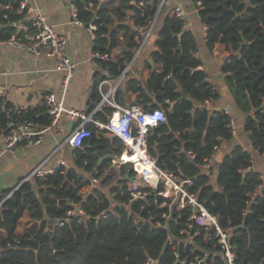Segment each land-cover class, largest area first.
Returning a JSON list of instances; mask_svg holds the SVG:
<instances>
[{"label":"trees","instance_id":"obj_1","mask_svg":"<svg viewBox=\"0 0 264 264\" xmlns=\"http://www.w3.org/2000/svg\"><path fill=\"white\" fill-rule=\"evenodd\" d=\"M19 2L0 0V43L17 33L14 24L25 20L26 9L18 12ZM159 2L74 1L77 20L85 27L96 25L93 52L109 57L95 61L99 62L102 74H98L90 90L88 113L101 103L99 83L119 78L125 64L132 60L141 30L155 18ZM192 2L194 6L200 3L196 13L206 27V49L212 51L218 43L229 53L221 72L232 95L233 108L244 115L241 129L252 133L247 147L234 146L218 164L214 166L212 161L208 174L202 170L204 160L211 155L213 158L214 148L231 142L233 136L227 128L226 115L204 105L217 100L218 90L199 69L202 61L196 55L194 36L185 28L184 20L171 15L166 7L160 10L154 24L160 23L156 49L151 54L154 68L145 62L151 69L147 80L140 83L135 78L128 79L127 91L144 110L160 108L166 115L165 122L154 128L147 139L148 153L156 165L178 180H193L188 192H194L209 213L219 216L222 229L230 230L235 264H264V192L256 194L263 181L259 172L249 171L252 151L264 160V0ZM129 20L132 26L128 25ZM25 23L27 26L29 21ZM116 48L122 56L110 61ZM180 90L185 99H181ZM151 95L161 100L159 105L151 103ZM114 99H123L120 89L115 90ZM112 113L111 107L101 106L93 120L105 124ZM20 118L41 126L49 124V117L40 108L24 112ZM6 123V116L0 112V136L6 132ZM86 127L90 136L74 150L73 167L59 169L43 182L26 181L14 192V187L0 192V264H144L146 259L154 264H179L166 240L169 234L178 236L189 215L187 210L180 216L174 213L163 229L148 228L154 219H160V210L150 199L131 203L129 211L116 208L114 216L104 220L87 223L85 217L75 214L69 225H52L73 205L93 218L107 209V197L113 193V200L127 202L126 181L108 169V159L99 161L101 151L121 148V142L93 123ZM74 167L82 173L96 169L99 188L82 197L80 190L86 182ZM128 169L127 166L122 170ZM214 173L215 183H211ZM43 190L49 192L47 197L42 195ZM134 212L144 223L139 232L129 218V213ZM25 217L28 226L19 233L18 227ZM200 231L201 236L195 239L197 255L214 250V241H204L205 233L202 228ZM179 252L181 259L196 256L189 248L180 247ZM202 264L224 262L217 256H208Z\"/></svg>","mask_w":264,"mask_h":264},{"label":"built area","instance_id":"obj_2","mask_svg":"<svg viewBox=\"0 0 264 264\" xmlns=\"http://www.w3.org/2000/svg\"><path fill=\"white\" fill-rule=\"evenodd\" d=\"M65 3L71 9V17L73 21L78 25L84 27L94 39V32L97 30L96 25L89 24L86 27L76 18V9L74 7L75 0H64ZM166 0H160L155 18L149 22L145 32L141 35V39L138 41L137 48L134 52V58L139 54L143 44L147 41L150 33L155 27L156 18L160 10L164 7ZM142 5V2L139 3ZM200 5L196 3L195 10ZM26 9V14L29 12V6L27 0H20L18 12H22ZM171 15L184 20V11L181 7H172L169 11ZM27 20H25L26 22ZM29 21L23 23L18 28L17 33L13 34L4 42L0 44H7L9 46L20 49L26 53L33 55L34 57H47L53 61V68L55 71H61L64 73L62 85L63 94L65 87L69 81V78L73 76L76 71L77 63L73 61L68 53V45L66 39L58 34L54 27L47 22L46 17L42 13H37ZM185 24V21H184ZM186 28V24H185ZM203 29L206 27L203 25ZM92 58L96 60H108V55H100L98 53H92ZM143 68V65L140 66ZM127 66L121 76L115 81V85L109 90V94H112L119 84L123 75L128 71ZM209 82V81H208ZM103 83H109L108 80L101 81L99 83V90H101ZM210 83V82H209ZM215 89V87L213 88ZM7 103L10 107H7ZM103 103V97L100 105L92 112L88 113L87 109L74 110L64 107L62 100L57 99L53 92H39L37 93L36 101L28 105L13 106L9 101V93L5 87L0 88V112L7 118L6 132L1 135V149L0 156L3 154H13L19 145L38 146L42 144L45 136L53 135V139L58 142L60 137L63 140L59 141V145L66 144L71 149H77L81 147L84 139L90 136V131L86 125L93 123L96 128L105 130L110 136L117 138L121 142V148L113 150L101 151V159H108L110 161V168L115 172L117 169V175L121 176L127 183V202H120L119 200H113V193L108 198V207L93 218H89L85 215L82 208L73 205L71 210H68L66 214L59 219H54L52 225L54 227H63L69 225L72 222L75 214L85 217L87 223L93 221L104 220L114 216L113 210L116 208L129 211L130 204L139 201H146L150 199L151 204L160 210V219L153 220L152 224L148 226L149 229L166 227V223L172 219L174 213L178 216L181 215L183 210H187L189 215L185 218V224L178 232V236H167V245L171 248L174 261L179 264H202L206 257L217 256L224 264H235L234 253L229 244V238L231 237L230 230H224L219 224V216L211 214L207 211L204 205L198 201L194 192H188L187 188L193 183V180L188 178L184 180L176 179L171 173H168L160 169L155 162V159L149 155L147 148V139L149 133L156 128L159 124L165 122L166 115L160 108H154L152 110H144L142 106L135 103L130 104L127 107H119L112 104L113 113L109 116L107 123L102 124L93 120V114ZM210 101L205 102V107ZM40 108L44 110V113L49 117V124L39 125L34 121L21 119L22 113L29 110ZM213 111L226 115L227 128L233 137L237 135L239 127L242 122H238L235 116L231 113L227 107H216ZM66 116L72 123V128L69 133H64V129L61 125V117ZM219 148L215 147L213 154L218 151ZM190 159L194 156L189 153ZM74 159V154H73ZM213 158L208 157L204 160L201 168L206 174L209 173ZM128 166V172L123 171L122 167ZM72 166V163L61 160L56 165L51 167H45L43 164H39L35 167L22 181H45L47 177L54 174L59 169H68ZM253 169L252 167L249 168ZM74 170L79 174L86 184H90L93 189H98L100 185V179L96 176L97 170H93L91 173H82L79 169L74 167ZM254 171V169H253ZM264 176L261 174L260 179L263 181ZM263 185V184H262ZM259 186L256 189V194H261L263 186ZM141 210L144 209L142 205ZM130 221L135 227V231L139 232L143 226L142 219L136 212L129 213ZM201 228L205 235H203L204 241L212 239L214 241V250L212 252H204L203 255L195 254L197 249L195 245V239L201 236ZM189 248L192 254H195L191 259H181L179 248ZM144 264H154L151 259H146Z\"/></svg>","mask_w":264,"mask_h":264},{"label":"crops","instance_id":"obj_3","mask_svg":"<svg viewBox=\"0 0 264 264\" xmlns=\"http://www.w3.org/2000/svg\"><path fill=\"white\" fill-rule=\"evenodd\" d=\"M29 12L25 16V20H30L37 13H42L47 22L52 25L55 31L62 35L68 45V53L70 58L77 63L76 71L66 85L63 94V77L64 73L55 71L53 68V61L47 57H34L20 49L9 46L7 44H0V88L5 87L9 93V101L13 106L28 105L36 101L37 93L39 92H53L57 99H61L65 108L74 110L88 111L89 94L92 85L102 74L99 68V62H95L92 58L93 40L87 30L78 26L71 17V9L64 0H27ZM179 6L184 11V21L186 29L194 36L197 43V57L202 61L200 70L207 75V81L216 87L218 90V98L214 102H210L207 108L214 109L216 107H227L235 116L237 121L243 122L244 115L233 108V100L230 90L225 82L224 75L221 68L225 63L229 53L226 52L223 46L216 43L212 51H208L205 46V29L199 20L195 6L192 0H166L164 7L169 11L172 7ZM24 20V21H25ZM25 23V22H23ZM23 23H16L14 26L20 28ZM128 25L132 26L131 20ZM160 23L153 28L154 37L143 44L139 54L129 63L125 64V68L129 66L128 71L123 75V78L116 86L123 93L121 102H116L114 99V92L109 94V90L115 85V80H108L109 83H103L101 88V97L103 103L101 106L112 107L115 104L119 107H127L133 104L135 96L127 91V80L137 79L140 83H145L150 70L145 66V62L150 64L151 54L156 49L155 42L158 36ZM146 30V29H145ZM145 30H141L142 35ZM149 41V42H148ZM122 54L116 48L110 55V61L120 58ZM152 63V62H151ZM143 65V68L140 66ZM152 69L153 63L150 64ZM124 68V69H125ZM157 70V67H155ZM152 104H160V99L155 95H151ZM102 101V100H101ZM100 106V107H101ZM61 125L64 133H69L72 128V123L66 116L61 117ZM252 136L251 132H244L239 127L237 135L233 137L231 142L224 143L213 156V164L216 165L221 160L223 155L236 146L247 147L248 139ZM63 140L60 137L59 141ZM58 141V142H59ZM53 139V135L44 137L42 144L38 146L19 145L13 154H3L0 156V192L15 188L23 179L39 164L45 167L56 165L61 160L68 162L73 161L74 149L68 145H59ZM1 149V136H0ZM254 171L259 172L264 176V160L257 152L252 151ZM103 157V155H102ZM106 159V157L104 158ZM100 160V159H99ZM103 160V159H102ZM111 171L112 169L109 168ZM123 169V167H122ZM117 173V169H114ZM215 175L211 176V183H215ZM264 187V178L263 185ZM93 190L90 184H86L81 190L82 197L88 196ZM49 192L42 191V195L47 197ZM18 227L19 233L28 226L26 217L22 219Z\"/></svg>","mask_w":264,"mask_h":264},{"label":"water","instance_id":"obj_4","mask_svg":"<svg viewBox=\"0 0 264 264\" xmlns=\"http://www.w3.org/2000/svg\"><path fill=\"white\" fill-rule=\"evenodd\" d=\"M23 22H25V21H23ZM23 22H22V23H23ZM150 64L152 65L151 62H150ZM180 93H181V99H185V98H186L185 93H184L182 90H180ZM101 160H102V159L100 158L99 161H101ZM249 171H253V169H250ZM21 184H23V183L21 182L18 186H16V187L13 189L12 192H14V190H16ZM263 191H264V188H263Z\"/></svg>","mask_w":264,"mask_h":264},{"label":"rangeland","instance_id":"obj_5","mask_svg":"<svg viewBox=\"0 0 264 264\" xmlns=\"http://www.w3.org/2000/svg\"><path fill=\"white\" fill-rule=\"evenodd\" d=\"M152 31H153V30H152ZM153 37H154V33L151 32V35H150V37H149L148 40H149V41L152 40ZM149 41H148V42H149ZM214 166H215V165H214ZM212 167H213V165H212ZM213 175H215V173H214ZM23 219H24V218H23ZM21 226L23 227V222L21 223ZM17 232H19V231L17 230Z\"/></svg>","mask_w":264,"mask_h":264}]
</instances>
